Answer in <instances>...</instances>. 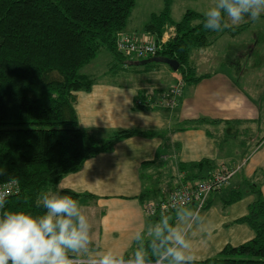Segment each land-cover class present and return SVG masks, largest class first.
<instances>
[{"label": "trees", "instance_id": "trees-1", "mask_svg": "<svg viewBox=\"0 0 264 264\" xmlns=\"http://www.w3.org/2000/svg\"><path fill=\"white\" fill-rule=\"evenodd\" d=\"M133 3L134 0H0V168L5 170L0 184L13 182L17 188L8 195L5 210L42 213L44 210L36 206L41 190H60L57 185L64 175L79 170L85 159L96 153L108 152L119 139L132 134L152 136L156 132L130 128L95 137L78 126L73 92L89 90L95 81L79 70L99 49L105 48L111 54L114 62H110V68L116 67V63L144 64L143 69L151 72L155 67L147 63L154 61L153 57L176 60L178 66L174 71L183 87L207 76L196 74L189 52L208 46L229 28L207 30L203 26V14L191 10H185L180 20L173 21L169 14L171 2L163 0L160 12L150 14L143 26L159 49L132 61L117 50L115 35L125 29ZM230 27L233 28L230 34H234L244 28V23ZM163 90H137L134 107L153 109L146 105L147 96ZM204 123L203 118L193 120L196 125ZM209 135L218 146L229 137L226 132ZM213 169L214 163L207 159L178 163L179 171L189 173L190 185L209 178ZM180 184L183 183L173 188ZM61 190L76 200L93 198L89 193ZM145 193L138 195L142 205L149 201ZM229 197L225 203L238 199V192ZM207 204L208 198L201 209ZM248 208L247 214L237 221L246 223L253 236L236 246L224 245L216 254L196 264H264V199L258 197ZM178 214L179 210L145 214L141 239L135 238L123 255L125 260L132 258L138 247H143L150 263H154L150 244L154 231L162 224L172 226Z\"/></svg>", "mask_w": 264, "mask_h": 264}, {"label": "crops", "instance_id": "crops-1", "mask_svg": "<svg viewBox=\"0 0 264 264\" xmlns=\"http://www.w3.org/2000/svg\"><path fill=\"white\" fill-rule=\"evenodd\" d=\"M252 24L250 19L244 27ZM144 36L145 32L138 35ZM238 68L242 67L232 61L214 71H196L207 76L186 84L171 110L135 108L134 95L142 89L139 83L99 80L81 72L95 78L89 90L73 92L76 122L81 129L95 137H106L119 129L156 131L152 136L132 134L119 139L111 150L85 159L79 170L59 180L60 190L93 196L77 199L84 208L89 205L94 211L96 228L90 245L93 251L110 249L123 256L145 227V212L138 195L145 191L144 197L156 201L179 183L190 185L189 173L179 171L178 163L201 159L212 161L214 171L238 167L220 189L207 196V206L197 213L194 204L184 206L173 219L172 227L188 233L190 251L196 254L197 261L211 257L224 245L236 246L253 236L248 225L237 219L247 214L255 199H264V133L259 131L264 95L258 91L262 86L257 82H239L248 72H239ZM166 72L168 82L159 86L161 90L177 77L169 68ZM199 118L205 123L193 124ZM225 132L229 137L219 146L209 135ZM234 192H238V199L225 203ZM219 229L226 230L217 233Z\"/></svg>", "mask_w": 264, "mask_h": 264}, {"label": "clouds", "instance_id": "clouds-1", "mask_svg": "<svg viewBox=\"0 0 264 264\" xmlns=\"http://www.w3.org/2000/svg\"><path fill=\"white\" fill-rule=\"evenodd\" d=\"M264 13V0H212L203 13V26L220 31L239 25L245 17L258 21ZM0 168V176L4 175ZM6 190H0V264H150L143 247L125 260L113 250L93 251L92 225L79 201L62 190H41L34 215L20 210H5ZM137 240L141 235L137 234ZM155 264H196L191 242L178 228L162 224L150 241Z\"/></svg>", "mask_w": 264, "mask_h": 264}, {"label": "rangeland", "instance_id": "rangeland-1", "mask_svg": "<svg viewBox=\"0 0 264 264\" xmlns=\"http://www.w3.org/2000/svg\"><path fill=\"white\" fill-rule=\"evenodd\" d=\"M170 2V18L173 21H178L182 18L185 10L197 11L203 14L211 6L212 0H170ZM133 4V7L127 15L128 17L124 27L125 31H128V34H134L138 37V35L145 32L143 26L148 22L150 14L159 13L164 3L163 0H134ZM248 20H250V18L245 17L244 22H241L239 25L242 23L245 25ZM239 25H232L230 22H227L225 28L229 29L224 31L216 42L208 45L207 48L191 49L189 52V59L193 61L198 73L227 67L228 64L234 61L242 67L240 69L238 68L239 72H248L244 77L242 76V78L238 79L239 82L244 85L247 80L253 83L257 82L258 85L262 86L258 91L264 95V13L261 14L258 21H253L250 27H244L241 31L229 35L231 30H233L230 26ZM169 31L170 28L166 31L168 35ZM249 48L254 49V51H249ZM111 57V54L106 51L105 48L99 49L92 60L83 65L79 71L80 73L84 72L95 75L99 80H110L124 84L139 83L142 88L149 91L159 88L160 85L168 82L166 70L169 67L164 62H148L147 64L149 66L155 67L150 72L143 69L144 64L134 65L127 63L123 65V63H116V67L110 68V62H114L111 61ZM127 59L139 61L142 58H135L132 55H127ZM137 70H139V72H137ZM171 84H169L168 87ZM260 126L261 129L259 131H263L264 133V116H262L260 120ZM257 136L258 133H255L254 138H257ZM233 143L235 144L236 141ZM223 190H225V188ZM81 206L83 208L82 211L89 217V221L92 225L90 235L93 241V232L96 228L94 211L89 205L87 208H84V205ZM225 230L226 229H219L216 232H225ZM186 234L188 238V233Z\"/></svg>", "mask_w": 264, "mask_h": 264}, {"label": "built area", "instance_id": "built-area-1", "mask_svg": "<svg viewBox=\"0 0 264 264\" xmlns=\"http://www.w3.org/2000/svg\"><path fill=\"white\" fill-rule=\"evenodd\" d=\"M163 36L161 41H164ZM115 44L118 51L123 54L132 55L135 58H143L154 54L159 49V45L150 35L144 37H135L127 32H118L115 35ZM183 83L179 77H175L174 82L165 90L158 91L147 96L146 105L149 107H159L166 109H174L180 97ZM236 168H220L213 171L210 177L202 179L191 185L180 184L178 187L169 190L166 196L156 201H147L142 205L145 214L151 215L156 211L166 212L169 210L178 211L186 205L194 204V210L197 213L202 208L207 196L221 188L225 182L234 174ZM0 190H6L9 194L15 193L17 188L13 182H5L0 184ZM150 264H155L150 263Z\"/></svg>", "mask_w": 264, "mask_h": 264}, {"label": "water", "instance_id": "water-1", "mask_svg": "<svg viewBox=\"0 0 264 264\" xmlns=\"http://www.w3.org/2000/svg\"><path fill=\"white\" fill-rule=\"evenodd\" d=\"M152 60L154 61H158V62H164L165 64H167L171 70H175L178 66V63L176 60H172V59H169V58H166V57H153Z\"/></svg>", "mask_w": 264, "mask_h": 264}]
</instances>
